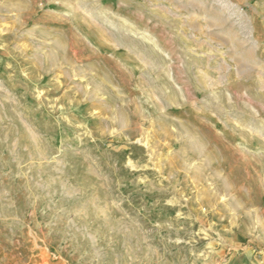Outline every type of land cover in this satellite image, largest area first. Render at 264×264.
Segmentation results:
<instances>
[{
  "label": "rangeland",
  "instance_id": "rangeland-1",
  "mask_svg": "<svg viewBox=\"0 0 264 264\" xmlns=\"http://www.w3.org/2000/svg\"><path fill=\"white\" fill-rule=\"evenodd\" d=\"M0 264H264V0H0Z\"/></svg>",
  "mask_w": 264,
  "mask_h": 264
}]
</instances>
